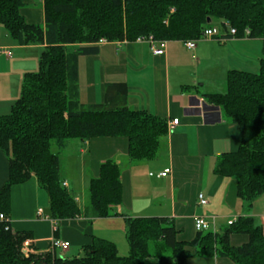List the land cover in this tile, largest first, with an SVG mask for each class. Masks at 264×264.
I'll use <instances>...</instances> for the list:
<instances>
[{
    "label": "trees",
    "instance_id": "16d2710c",
    "mask_svg": "<svg viewBox=\"0 0 264 264\" xmlns=\"http://www.w3.org/2000/svg\"><path fill=\"white\" fill-rule=\"evenodd\" d=\"M22 6L23 0H0V24L19 45L45 48L38 70L25 74L10 113L0 116V148L9 159V177L0 188V264H185L192 257L215 255L235 264H264V231L252 216H240L223 233L197 232L191 241L178 240L169 217H127V256L119 254L114 242L94 237L83 255L73 258L52 250L25 255L28 234L14 231L9 219L12 187L33 176L47 193L49 217L57 224L117 215L113 208L123 203L121 163L108 159L100 165L84 208L64 186L60 153L72 139L127 138L133 162L152 160L159 153L168 122L129 108L125 86H109L105 103H81L79 58L99 53L97 42L148 36L186 42L225 23L237 35L248 30L249 38L264 39V0H44V27L27 22ZM203 97L239 128V148L220 155L216 173L235 178L238 199L252 205L264 194V57L258 74L234 69L228 73L226 92ZM54 144L58 152H53ZM55 233L59 239L58 229ZM235 234L246 235L247 242L233 246Z\"/></svg>",
    "mask_w": 264,
    "mask_h": 264
},
{
    "label": "crops",
    "instance_id": "0c3cea01",
    "mask_svg": "<svg viewBox=\"0 0 264 264\" xmlns=\"http://www.w3.org/2000/svg\"><path fill=\"white\" fill-rule=\"evenodd\" d=\"M23 4L20 12L25 20L44 27V0H23ZM215 27L219 36L199 41L192 50L185 42L168 41L165 53L155 55L147 41H126L120 45L112 41L98 44L99 53L79 58L82 104L105 103L109 86L122 85L127 89L125 102L129 108L146 110L168 125L174 119H179V123L160 138L159 153L152 160L131 161L129 142L123 137L67 143L66 148L73 146L81 157L75 173L61 178L69 190L73 184L72 194L79 205L85 206L86 201L84 196L81 199L78 189L84 193L90 180L99 175L100 165L108 159L121 163L123 203L113 208L116 216H82L57 224L49 217V197L36 177L14 185L10 195L11 228L28 234L23 243H29L34 253L51 251L57 229L58 238L71 244L62 253L64 257H68L73 246L83 252L94 237L114 242L119 250L122 243L119 245L117 235L121 232L127 239V217L156 215L174 219L179 241L196 237L195 219L201 216H214L218 233H223L229 222L240 216H252L264 231V194L249 205L238 199L235 178L216 173L220 155L239 148V128L227 120L222 108L208 104L203 97L205 93L226 92L228 73L234 69L258 74L264 57V39L249 38L247 34L233 37L225 25ZM44 48L45 44L21 46L4 26L0 27V50L10 51V56L0 54V116L10 113L21 95L25 74L37 71ZM167 169L170 173L160 177ZM8 177L9 159L0 148V188ZM199 193L205 195L207 205L198 203ZM247 240L246 235L235 234L231 244L238 247ZM124 251L127 250L123 248V254ZM185 264L235 263L229 257L215 255L192 257Z\"/></svg>",
    "mask_w": 264,
    "mask_h": 264
},
{
    "label": "built area",
    "instance_id": "2783aa9c",
    "mask_svg": "<svg viewBox=\"0 0 264 264\" xmlns=\"http://www.w3.org/2000/svg\"><path fill=\"white\" fill-rule=\"evenodd\" d=\"M225 26L228 28V32L229 35L235 37L237 36V30L233 27H231L228 23H225ZM220 31L217 27L214 28H209L206 29L204 31V33L202 34L201 38L199 39H195V40H188L185 42V46L188 49H195L197 46V43L199 41L202 40H206V39H212L215 38L217 36H219ZM246 34H249V31H246ZM221 40H225V39H221ZM125 41H115L117 42L118 45L122 44ZM135 41L137 42H143V41H147L150 44L151 50L155 55H163L166 51V46H167V42L165 40H157L155 39L153 36H148V37H139V39L137 38ZM111 41H108L106 39H101L99 42L96 43V45L98 44H103V43H108ZM5 54L7 56H10V51L8 49H1L0 50V54ZM179 123V119H174L173 121H171L170 125H169V130H172L176 125H178ZM170 173V169L165 170L164 172L160 173V177H166L168 174ZM153 175V174H151ZM64 186L67 187V183L64 182ZM198 203L202 206L207 205L208 201L207 198L205 197V195L203 193H199L198 195ZM43 211L39 210V215H42ZM237 219L235 220H231L229 222V225H232L234 222H236ZM195 229L197 232H216V224H215V218L214 216L211 218H207V217H197L195 219ZM71 247L70 242L68 241H63L61 239H57L55 238L52 243H51V250L52 251H58L60 250L62 253H66ZM22 251L25 255H30L32 253H34L32 251V249L29 247V243H23V247H22Z\"/></svg>",
    "mask_w": 264,
    "mask_h": 264
},
{
    "label": "rangeland",
    "instance_id": "374dc122",
    "mask_svg": "<svg viewBox=\"0 0 264 264\" xmlns=\"http://www.w3.org/2000/svg\"><path fill=\"white\" fill-rule=\"evenodd\" d=\"M0 27H3V26H0ZM36 68H35V70H38V67H36ZM75 142L79 143L80 140L79 139L70 140V143H75ZM72 147L73 146L67 147V148L63 149L61 151V153H60V158H61L60 175L63 178L69 177L70 174L73 175L75 173L74 171H75V169L77 167V162L80 161V157H81L80 154L77 155L76 151L74 149H72ZM58 151H59L58 148L54 144L53 145V152H58ZM75 157H77V158H75ZM70 190H71L72 193H75V189L73 187V184L71 185V189ZM78 194H79V196L81 197L82 200H83V196H84L86 203L88 202V200H89V198H88V188H85L84 193H81V190L78 189ZM81 206H83V205L80 204V207ZM47 209L49 210V207ZM121 234L122 233L119 232L118 235H117V240L119 242V245L122 243V245H120L119 254L121 256H127L129 254V244H128L127 239L124 238V236H122ZM123 248H125V250H127V251H124V252H126L124 254H123ZM80 250H81L80 247L73 246L72 250H71V253L68 255L67 258H73V257H76V256H82L83 252H82V250L81 251ZM57 252H58L59 255H62V252L60 250H58Z\"/></svg>",
    "mask_w": 264,
    "mask_h": 264
},
{
    "label": "water",
    "instance_id": "95a60500",
    "mask_svg": "<svg viewBox=\"0 0 264 264\" xmlns=\"http://www.w3.org/2000/svg\"><path fill=\"white\" fill-rule=\"evenodd\" d=\"M210 21H211V19L209 18V19H208V22H210ZM216 107H217V106H216Z\"/></svg>",
    "mask_w": 264,
    "mask_h": 264
},
{
    "label": "bare ground",
    "instance_id": "6f19581e",
    "mask_svg": "<svg viewBox=\"0 0 264 264\" xmlns=\"http://www.w3.org/2000/svg\"><path fill=\"white\" fill-rule=\"evenodd\" d=\"M10 219V218H9Z\"/></svg>",
    "mask_w": 264,
    "mask_h": 264
}]
</instances>
